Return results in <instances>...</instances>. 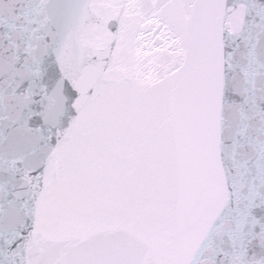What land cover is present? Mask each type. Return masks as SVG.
I'll use <instances>...</instances> for the list:
<instances>
[{
  "label": "water",
  "instance_id": "obj_1",
  "mask_svg": "<svg viewBox=\"0 0 264 264\" xmlns=\"http://www.w3.org/2000/svg\"><path fill=\"white\" fill-rule=\"evenodd\" d=\"M221 105L247 264H264V0H196Z\"/></svg>",
  "mask_w": 264,
  "mask_h": 264
}]
</instances>
